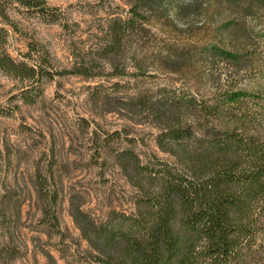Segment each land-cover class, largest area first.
Returning <instances> with one entry per match:
<instances>
[{
  "label": "clouds",
  "instance_id": "clouds-1",
  "mask_svg": "<svg viewBox=\"0 0 264 264\" xmlns=\"http://www.w3.org/2000/svg\"><path fill=\"white\" fill-rule=\"evenodd\" d=\"M0 264H264V0H0Z\"/></svg>",
  "mask_w": 264,
  "mask_h": 264
},
{
  "label": "trees",
  "instance_id": "trees-1",
  "mask_svg": "<svg viewBox=\"0 0 264 264\" xmlns=\"http://www.w3.org/2000/svg\"><path fill=\"white\" fill-rule=\"evenodd\" d=\"M212 219L214 220L215 218L213 217Z\"/></svg>",
  "mask_w": 264,
  "mask_h": 264
}]
</instances>
